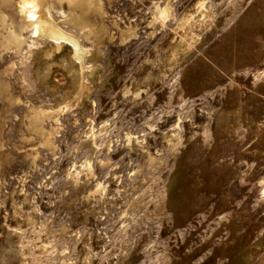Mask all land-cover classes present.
<instances>
[{
    "label": "rangeland",
    "instance_id": "1",
    "mask_svg": "<svg viewBox=\"0 0 264 264\" xmlns=\"http://www.w3.org/2000/svg\"><path fill=\"white\" fill-rule=\"evenodd\" d=\"M102 1L51 6L81 100L67 37L0 48V264H264V0Z\"/></svg>",
    "mask_w": 264,
    "mask_h": 264
},
{
    "label": "bare ground",
    "instance_id": "2",
    "mask_svg": "<svg viewBox=\"0 0 264 264\" xmlns=\"http://www.w3.org/2000/svg\"><path fill=\"white\" fill-rule=\"evenodd\" d=\"M54 1L58 4V11L61 13H65L62 8L63 4L66 2L69 5L70 14L66 15L67 17L72 15V18H66L67 22L85 25L90 28V30L94 29L92 27L94 25L89 24V22H86L83 19H77V15L74 10H76L77 8H87L90 10H94L95 13L97 12L101 17L107 14L102 0H0V48H2V50H8L13 53L24 52V57L28 59L29 57L32 58L36 50L39 48L37 46L38 43H36V41L39 42L40 39L44 38H53L55 43L57 45H60L59 43L62 41L61 39L67 37L68 40L70 39V41H72L76 45L74 56L81 63V74L78 85L76 87L77 92L75 95V99L79 100L85 93L91 91V88L85 79V70L88 69V67L84 62L87 57V54H90L91 51L84 50L81 46H78V40L75 37L69 35L66 32L67 30L65 31L64 28L59 25V22H56L53 17L51 7L53 6L52 3H54ZM172 6L173 5H170V2H168L165 7L160 8L158 6L159 15H157L160 18H157L161 19L162 21H165L166 19L170 18L173 15ZM74 16L75 18H73ZM98 30L101 32L103 31L104 33V30H107L106 24L104 22L100 23ZM121 32L122 38L127 39L132 33V28H122ZM26 33H29L30 35L26 36ZM30 39H33V41L36 39V41H32L33 44L29 45V47L27 48L26 44ZM45 54H48V51H46ZM1 86L6 87L7 83H3L0 78V87ZM8 96H10V94H8ZM68 99L69 97L63 100V102H67ZM33 109L34 114L30 117L32 119V122L36 121L35 123H38L37 117L39 116L41 110H43V107H34ZM35 123L34 125H36ZM88 166L90 167V164ZM101 187L102 184L99 183L97 186V190H99Z\"/></svg>",
    "mask_w": 264,
    "mask_h": 264
}]
</instances>
